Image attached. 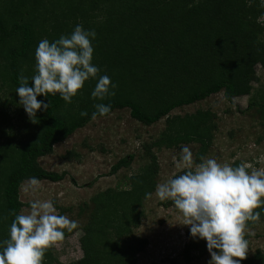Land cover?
Returning <instances> with one entry per match:
<instances>
[{
    "label": "trees",
    "instance_id": "trees-1",
    "mask_svg": "<svg viewBox=\"0 0 264 264\" xmlns=\"http://www.w3.org/2000/svg\"><path fill=\"white\" fill-rule=\"evenodd\" d=\"M263 14V0H0V80L7 88L15 91L21 75L31 86L38 42L67 35L77 23L95 30L92 63L99 69L97 76L107 75L116 85L115 94L103 100L90 96L96 83L92 78L71 103L58 93L38 95L49 108L37 110L36 123L25 124L28 131L22 136L0 138V241L8 237L12 219L20 214V183L30 176L56 181L65 174L43 169L38 158L91 120L94 104H111L110 112L127 108L142 124L162 117L165 124L154 139L143 143L147 162L137 172L122 186L107 187L93 194L90 203L81 204L87 216L77 263L133 264L145 240L133 237L132 229L143 217L142 201L154 189L159 168L153 147L197 144L193 162L199 164L217 130L216 114L210 109L170 112L219 91L228 101L248 91L254 65L264 70ZM16 100L14 93V105ZM253 107L263 116L264 129V100L248 99L246 108ZM81 111L87 115L81 116ZM3 112L0 109V120ZM132 160L133 154L124 155L109 173ZM259 221L264 224V214ZM255 223L248 222L247 227ZM187 237L182 248L185 260L207 251L204 240L191 237L188 230ZM53 260L47 249L42 264ZM263 263L259 249L240 262Z\"/></svg>",
    "mask_w": 264,
    "mask_h": 264
},
{
    "label": "rangeland",
    "instance_id": "rangeland-1",
    "mask_svg": "<svg viewBox=\"0 0 264 264\" xmlns=\"http://www.w3.org/2000/svg\"><path fill=\"white\" fill-rule=\"evenodd\" d=\"M260 19L264 22V14ZM253 72L248 91L237 93L230 101L219 91L170 112L183 114L200 108L210 109L216 114L217 130L204 159L214 158L220 164H247L250 171L264 168L263 116L255 107L246 108L250 98L264 100V70L256 63ZM14 93L0 80V109L4 111V118L0 120V138L5 135L22 136L28 131L25 124L31 123L23 108L18 103L14 105ZM164 124V117L145 125L131 118L127 108L115 109L103 117L89 120L63 141L55 143L52 152L38 158L43 169L65 174L56 181L39 180L40 188L34 193L25 192L27 179L22 181L18 189L19 200L23 203L19 213H27L29 202L34 199H48L54 202L59 214L78 223L77 229L48 248L54 257L53 264H78L82 257L79 242L83 233L81 225L87 216V212L80 210L81 204L90 203L93 194L107 187L122 186L131 173L137 172L147 162L143 143L154 139ZM182 147L189 148L193 160L197 144L188 143ZM152 151L159 168L155 187L150 192L152 195L142 201L143 217L132 229L133 237L145 240L133 264H208V251L188 261L183 258L182 248L188 240V227L182 225L181 214L169 200L161 201L155 195L158 184L185 168L181 149L153 147ZM127 154H133L130 164L109 173L111 165ZM197 165L193 162L192 167ZM246 239L247 256L257 249L264 255V224L261 221L247 227Z\"/></svg>",
    "mask_w": 264,
    "mask_h": 264
},
{
    "label": "clouds",
    "instance_id": "clouds-1",
    "mask_svg": "<svg viewBox=\"0 0 264 264\" xmlns=\"http://www.w3.org/2000/svg\"><path fill=\"white\" fill-rule=\"evenodd\" d=\"M94 29L77 23L67 35L49 41L41 39L34 50L35 74L31 86L27 77H18L15 89L18 105L31 122L36 123L37 110L43 112L49 103L37 96L59 94L71 103L85 81L96 83L90 96L103 100L113 96L116 85L107 75L97 76L99 69L92 63ZM91 119L110 113L111 104H94ZM81 116L87 115L81 111ZM185 170L158 184L155 195L170 200L188 227L189 235L205 241L210 259L208 264H240L248 251V222H258L264 214V168L249 170L247 164H220L214 158H201L192 167V153L181 148ZM40 181L28 177L25 192H36ZM152 193H145L149 198ZM27 213L16 214L8 228V237L0 241V264H42L45 251L63 240L65 231L78 228V223L59 214L52 200L34 199ZM259 209V211H256Z\"/></svg>",
    "mask_w": 264,
    "mask_h": 264
}]
</instances>
